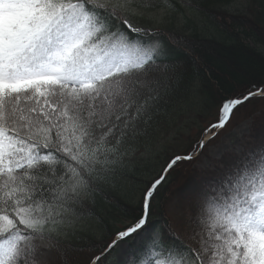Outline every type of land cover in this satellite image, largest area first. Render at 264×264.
<instances>
[{"label":"snow or ice","instance_id":"obj_1","mask_svg":"<svg viewBox=\"0 0 264 264\" xmlns=\"http://www.w3.org/2000/svg\"><path fill=\"white\" fill-rule=\"evenodd\" d=\"M161 7L179 5L0 0V264H43V240L64 247L50 234L53 218L98 188L100 174L126 155L123 147L162 105L168 82L160 65L170 47L141 19ZM258 96L264 88L226 100L212 130L228 128ZM197 158L190 153L169 163L145 192L135 222L93 264H108L151 233L161 190L184 161ZM190 237L191 243L173 244L165 234L138 249L132 244L119 264H264V151L209 185Z\"/></svg>","mask_w":264,"mask_h":264},{"label":"trees","instance_id":"obj_2","mask_svg":"<svg viewBox=\"0 0 264 264\" xmlns=\"http://www.w3.org/2000/svg\"><path fill=\"white\" fill-rule=\"evenodd\" d=\"M244 1L248 3L240 8ZM176 3L179 8L175 11L161 7L141 18L145 26L162 31L170 47V55L164 56L160 65L159 75L168 82L162 105L145 123L139 137L123 147L126 155L100 174L98 188L86 192L84 202L74 209H62L88 224L86 228L66 235L55 220L50 224V234L63 241L64 247L47 240L59 252L58 262L49 264H93V258L105 250L104 246L135 222L141 214L145 192L169 163L181 155L200 153L207 132L222 119L225 101L264 88V0H176ZM162 11L167 12L170 20L158 26L150 15ZM258 111L261 116L243 153H228L217 169L207 171L196 166L198 159L186 160L171 174L156 201L151 233L130 242L131 245L138 249L153 237L163 238L165 234L173 244L189 243L190 229L174 228L173 207L185 204L186 218L193 227L209 185L222 181L251 154L264 151V97L250 101L239 114L257 117Z\"/></svg>","mask_w":264,"mask_h":264},{"label":"rangeland","instance_id":"obj_3","mask_svg":"<svg viewBox=\"0 0 264 264\" xmlns=\"http://www.w3.org/2000/svg\"><path fill=\"white\" fill-rule=\"evenodd\" d=\"M248 1H244L240 4L239 7L243 8ZM151 18L155 19L158 26L166 24L170 20V16H168L166 11H162L156 14H151ZM258 113V114H257ZM257 117L250 116L244 117L243 114L236 115L234 121L230 124V126L226 129H215V132H219V135H214L213 127L207 132L205 137V141L208 142V147L203 151V153L198 154V162L196 164L201 170H209V169H217L220 165V162L223 157H225L228 153H243L249 143L252 140V133L254 132V126L256 124L257 119L261 116V113L258 111ZM63 212L62 215H57L53 218L55 220V225L59 229H64V233L69 235L71 231H76L84 229L88 224L81 223L78 219L74 218L72 215L67 214L65 210H61ZM188 212L185 208V204L175 205L172 209L171 217L174 228L178 231L182 230L185 226L187 229L193 228L188 223ZM58 232V230L56 231ZM190 237V232L188 234ZM64 239L68 241H72L69 238L64 237ZM191 240V238H189ZM189 240V243L191 241ZM42 244V252L40 255V259L44 263H57L59 259L58 249L47 240H43L40 242ZM128 247H131V244H127L125 248L121 249L113 258L110 264H119L120 258L123 253L127 250Z\"/></svg>","mask_w":264,"mask_h":264}]
</instances>
